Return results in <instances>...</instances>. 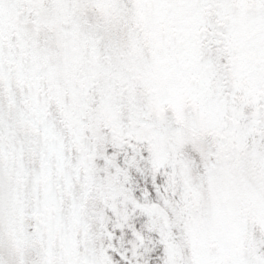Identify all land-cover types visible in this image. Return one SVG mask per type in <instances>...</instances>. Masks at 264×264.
I'll return each mask as SVG.
<instances>
[{
  "label": "snow or ice",
  "instance_id": "snow-or-ice-1",
  "mask_svg": "<svg viewBox=\"0 0 264 264\" xmlns=\"http://www.w3.org/2000/svg\"><path fill=\"white\" fill-rule=\"evenodd\" d=\"M0 264H264V0H0Z\"/></svg>",
  "mask_w": 264,
  "mask_h": 264
}]
</instances>
